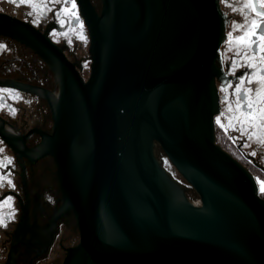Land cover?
<instances>
[{"label": "water", "instance_id": "1", "mask_svg": "<svg viewBox=\"0 0 264 264\" xmlns=\"http://www.w3.org/2000/svg\"><path fill=\"white\" fill-rule=\"evenodd\" d=\"M77 1L87 81L45 36L0 15V34L59 64L43 154L79 229L63 264H264V199L216 138L220 0Z\"/></svg>", "mask_w": 264, "mask_h": 264}, {"label": "flooded vegetation", "instance_id": "2", "mask_svg": "<svg viewBox=\"0 0 264 264\" xmlns=\"http://www.w3.org/2000/svg\"><path fill=\"white\" fill-rule=\"evenodd\" d=\"M91 2L100 11V0ZM244 2L220 0L231 28L220 49L218 66L222 75L216 79L220 109L214 122L217 143L253 175L259 195L264 199L258 183L264 181V145L255 137L249 140L247 135L231 128L225 132L216 122L219 117L221 123L228 124L234 114L227 111L229 103L235 111V88L242 76L253 71L242 66L243 56L236 55L240 49L230 44L228 38L230 33L233 37L242 34V30L234 31L233 25L244 23L245 16L249 20L257 18L250 9L239 11ZM18 5L19 0H0V15L28 25L45 36L87 81L92 63L91 39L78 1L79 21L63 12L65 7L71 9V0L67 3L48 0L50 10L34 11L27 4ZM29 12L33 14L28 15ZM81 32L86 40L80 39ZM51 62L28 45L0 34V104L3 105L0 107V162L4 165L0 167V177H4L0 186V218L7 224V227L0 226V264H63L68 250L79 243L75 214L73 211L62 213L64 200L56 161L52 155L43 154L45 140L54 130L52 105L60 92L56 67L59 64L56 59ZM234 62L238 65L235 69ZM227 85L231 87L225 93L222 88ZM246 87L255 89L258 85L246 83ZM157 153L162 154L158 146ZM163 160L169 171L175 172L171 164ZM185 186L190 189L187 183ZM191 191L188 194L193 197ZM8 197H12L11 201Z\"/></svg>", "mask_w": 264, "mask_h": 264}, {"label": "snow or ice", "instance_id": "3", "mask_svg": "<svg viewBox=\"0 0 264 264\" xmlns=\"http://www.w3.org/2000/svg\"><path fill=\"white\" fill-rule=\"evenodd\" d=\"M13 2H16V0H13ZM56 2H59V0H56ZM65 3H67V0H65ZM24 4H27L34 11L50 10L48 0H19V5ZM76 9V0H71V9L65 7L63 12L71 14L79 21ZM244 9H250L258 19L249 20L248 16H245L244 23L233 25V30H242V34L233 37L230 33L228 38L230 44L234 43L240 49L236 52V55L243 56L245 63L242 66L253 69V71L242 76L235 88V111L232 104L229 103L227 111L234 112V114L229 117L228 124L221 123L219 117L216 122L225 132L231 128L239 131L242 135H247L249 140L255 137L261 145H264V67H260V65H264V0H245L239 11L243 13ZM233 10L237 9L234 8ZM32 14V12L28 13V15ZM61 24H64L63 19H61ZM80 28L83 29L82 21H80ZM80 39H87L82 32L80 33ZM237 66V63L234 62L233 68L235 69ZM246 83L249 85L256 83L258 87L255 89L246 87ZM229 87L231 85L225 86L222 91L227 93ZM2 106L0 104V107ZM252 155L255 156L256 153L253 152ZM8 163L11 164L12 161L9 160ZM3 166L0 162V167ZM3 180L4 177H0V186H3ZM8 183L11 184V181L9 180ZM258 183H260V192L264 193V181H258ZM11 199L12 197L7 198L8 201H11ZM0 226L7 227L3 218H0Z\"/></svg>", "mask_w": 264, "mask_h": 264}, {"label": "rangeland", "instance_id": "4", "mask_svg": "<svg viewBox=\"0 0 264 264\" xmlns=\"http://www.w3.org/2000/svg\"><path fill=\"white\" fill-rule=\"evenodd\" d=\"M244 1V0H243ZM222 9H223V11L225 12V9L222 7ZM226 14H227V12H225ZM227 30H229L230 28H231V25H229V24H227ZM228 35V34H227ZM168 165V164H167ZM166 166V165H165ZM166 169H169L167 166L165 167ZM171 172V171H170ZM174 172V171H173ZM173 172H171L173 175H172V177L175 179V180H177V181H179L181 184H185V181L182 179V177L179 175V173L177 172V171H175L174 173ZM190 199H192L191 197H190ZM194 199V198H193Z\"/></svg>", "mask_w": 264, "mask_h": 264}]
</instances>
